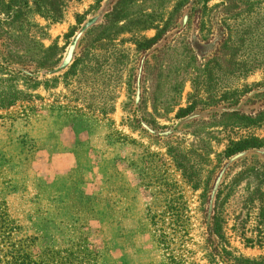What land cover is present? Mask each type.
I'll list each match as a JSON object with an SVG mask.
<instances>
[{
    "label": "rangeland",
    "instance_id": "374dc122",
    "mask_svg": "<svg viewBox=\"0 0 264 264\" xmlns=\"http://www.w3.org/2000/svg\"><path fill=\"white\" fill-rule=\"evenodd\" d=\"M14 256L264 264V0H0Z\"/></svg>",
    "mask_w": 264,
    "mask_h": 264
},
{
    "label": "trees",
    "instance_id": "16d2710c",
    "mask_svg": "<svg viewBox=\"0 0 264 264\" xmlns=\"http://www.w3.org/2000/svg\"><path fill=\"white\" fill-rule=\"evenodd\" d=\"M156 39H157V36H154L153 38H150V39H148L147 41H146V43H145V46L146 47H149L152 43H154L155 41H156ZM238 115V114H237ZM238 117H241V118H247L244 114H241V115H238ZM260 146V143H258L257 142V140H255V139H253V138H246V139H242V140H237V141H233V142H231V145H229L227 148H226V150H225V153H226V155H231V154H233V153H236V152H239V151H242V150H245V149H247V148H252V147H259ZM4 189H7V191L5 192L6 194L8 193H12L14 190H15V188H12V187H10V185H9V187H5ZM85 202H87V203H89L90 202V200H89V198H86L85 199ZM3 203H4V201H3ZM5 204V203H4ZM6 205V204H5ZM53 220H54V218H51V217H49L48 219H47V222L49 223V222H53ZM214 224L216 225L217 224V222H216V215L214 216ZM218 225V224H217ZM213 231L216 233V234H218L220 237L222 236L221 235V233H218V231H216V229L214 230L213 229ZM15 257V256H14ZM15 262L14 263H16V264H21V263H23V264H25V262H24V260L22 259V261H20L21 263H19L18 262V260L16 259V257H15Z\"/></svg>",
    "mask_w": 264,
    "mask_h": 264
}]
</instances>
